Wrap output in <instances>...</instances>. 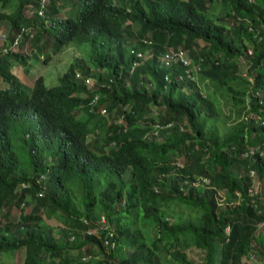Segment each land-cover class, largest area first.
<instances>
[{
  "label": "trees",
  "instance_id": "16d2710c",
  "mask_svg": "<svg viewBox=\"0 0 264 264\" xmlns=\"http://www.w3.org/2000/svg\"><path fill=\"white\" fill-rule=\"evenodd\" d=\"M59 1L0 0V215L20 211L0 217V252L23 250L22 264H79L67 253L76 250L91 254L80 264H112L107 229L86 233L102 213L130 246L122 264H243L251 252L264 262V191L250 174L264 181V0H219L220 18L209 11L217 0ZM76 4L74 19L66 11ZM71 42L87 54L58 84L16 76V65L29 71L31 47L45 64ZM168 48L190 64L164 65ZM94 94L124 121L108 122L97 147L94 113L74 115ZM53 217L61 225L45 220ZM192 247L204 252L195 263Z\"/></svg>",
  "mask_w": 264,
  "mask_h": 264
},
{
  "label": "rangeland",
  "instance_id": "374dc122",
  "mask_svg": "<svg viewBox=\"0 0 264 264\" xmlns=\"http://www.w3.org/2000/svg\"><path fill=\"white\" fill-rule=\"evenodd\" d=\"M72 1L74 2V0H72ZM59 2L63 3L66 6V8H68L70 6V4L68 3L67 0H60ZM64 2H67V3H64ZM13 8L14 7L12 5L8 10L12 11ZM79 8H80L79 5L76 4V6L74 8L68 9L66 11V14H70V16L72 18L77 19ZM226 8H227V6L225 4H222L219 0H217V1L213 2L209 11L212 13L214 18H220L221 16L224 15ZM0 10H1V7H0ZM27 12L31 13V10L28 9ZM7 26H8V23L6 21H3L0 23L1 29H5V28H7ZM137 29H138V25H133V32H131V33L134 36H135L134 31H137ZM127 41H129L128 42L129 44L134 43V39H132L130 37L127 38ZM198 44L201 46L202 41H199ZM168 49H170V48H168ZM81 50H83V53L81 52ZM85 51H86V45H77L74 42H71V43L65 45L57 53H54V51L53 52L50 51L51 52V53L49 52L50 53V59L47 61V63L42 64L41 60L45 56L43 54L41 56H39V53L37 54L36 52H34L33 47H31L30 49L27 50V53L29 54V57H28L29 61L28 62L30 63L29 64L27 62V67H29V71L26 72L24 70L25 66H22V70H18L19 65H16L14 70L16 71V76L18 77V79L20 81H22L23 83H25V86H28L32 82V79L38 75H42L44 77L45 85L53 86V85L58 84L59 77L61 76V74L65 71V69L67 68V66L71 62H73L76 58H78L80 56L83 57L87 54V51H86V53H85ZM163 64H164V62H163ZM238 65H239V71L238 72L241 75H244L246 73L248 63L242 59H239ZM30 76L33 78H31ZM153 112H155V111H153ZM151 114H152V112H151ZM80 115H82V111H80V112L77 111V116H80ZM98 116L100 119H101V117H106L107 119H109L106 115H99L98 114ZM111 116L112 115H110V117ZM153 116H154V113H153ZM114 120H116V119H114ZM96 122H97V120L95 118H93L91 121L92 124H94ZM116 122H118V120H116L114 123H116ZM102 135L103 134H99V135L95 136V134H90L88 137V141H89L90 145L93 147H97L101 143ZM251 175L253 178V186H252L253 190L264 191V181L260 180L257 177V175L254 173ZM47 185H48V182H47ZM78 191H79V198H80L81 197L80 189H78ZM221 195H222V193H221ZM79 198L76 197V200L78 201ZM219 201L223 202V199L220 198ZM19 213H20L19 208L13 207V208L8 209V211L5 213H4V210H2L0 217L2 219V222L8 223L10 221H14L19 216ZM101 215H102V213H100L98 218L95 219L94 221L96 222L98 219H101L102 218ZM45 220L50 221L51 223H53L55 225L56 224L61 225V222L58 221L55 217L50 218V219L45 218ZM88 221H90V219H88ZM114 226H116V225L114 224ZM114 226H112V227L110 226V228L116 234V237L110 241L109 251L111 250V252L113 254V256L111 258V263L112 264H119L121 262V260L126 259V258L129 259L130 246L127 244V241H125V237L123 235L116 233ZM259 232H261L264 235V222L258 226V228L256 230V234H258ZM113 242L115 243V246L112 248L111 244ZM211 244L214 248L213 249L214 250V259L217 261L218 255H219L220 244H218L216 242H212ZM89 248L91 249V247H89ZM84 250H85V245L83 244L82 253L84 252ZM186 252H187L188 256L191 257V259H193V263L200 260L201 256L204 255V252L202 250L197 249L195 247L186 249ZM68 253H70V255L79 257V264L81 263L80 256L82 254H80L76 250H70ZM250 255H251V257L250 256L249 257L244 256L242 258L243 264H256L258 261H261V258L258 256V254L251 252ZM23 259H24V251L23 250H18L15 252H0V264H22ZM54 261L56 262V260H54ZM47 262L51 263V262H53V260L47 259ZM131 262H132V259H131ZM72 264H74V263H72Z\"/></svg>",
  "mask_w": 264,
  "mask_h": 264
},
{
  "label": "clouds",
  "instance_id": "9594fccd",
  "mask_svg": "<svg viewBox=\"0 0 264 264\" xmlns=\"http://www.w3.org/2000/svg\"><path fill=\"white\" fill-rule=\"evenodd\" d=\"M142 42L143 43H148L147 38L142 39ZM131 52H134V49H131ZM140 53H142V52H140ZM142 54L139 57H141ZM76 75H77V77H80L79 72H77ZM85 83L87 84L88 88H90L92 86V79L91 78H86L85 79ZM98 100H99L98 94H94L93 97L91 98V100L88 102V106L89 107H77L75 109V111H74V115H75V117L77 119L83 120V119L87 118L91 112L94 113V116L90 118L89 127L91 128V131H95V132H93L91 134H95V136H96V134L97 135L103 134L102 135V140H101V143H102V141L104 139V135H105L106 130H107V127H108V122H112L113 121V123H114L116 120H118V122H116L114 124H120V123H124V121H123V116H120L118 119L115 117L114 119H116V120H114V119L112 120V118L110 117V115L107 112L106 107L104 105H102V106L101 105H97L98 104ZM77 111L78 112L82 111V115L77 116ZM98 114L99 115H106L109 119H107L106 117H101V119H100ZM93 118H95L97 120V122L94 123V124L91 123ZM154 127H155V125H154ZM154 130L155 129H153V133L156 134L154 132ZM82 221H83V219H82ZM94 227L95 226L90 227V228H94ZM87 255H90L89 258L91 257L90 253H84L82 256H80L81 261H84V262L87 261L89 258L83 259V257H86Z\"/></svg>",
  "mask_w": 264,
  "mask_h": 264
},
{
  "label": "built area",
  "instance_id": "2783aa9c",
  "mask_svg": "<svg viewBox=\"0 0 264 264\" xmlns=\"http://www.w3.org/2000/svg\"><path fill=\"white\" fill-rule=\"evenodd\" d=\"M46 0H42L41 1V8L44 6ZM38 13H42V10H39ZM1 35V34H0ZM142 53L138 52L137 55L140 56ZM162 60L164 62L165 65H170L172 62H179L184 66H187L190 64V58L188 57V55L186 54V51H184L183 49H178V50H173L172 48L168 49L167 51H165V53L162 56ZM262 123H264V121H262ZM155 127H159V125H155ZM154 132L156 133V131L154 130ZM250 154L253 152L252 149H250ZM247 153H245L246 155ZM250 174H253V171L250 172ZM84 223H87L86 219H83ZM107 229V237H105V241L104 244L106 245H110V237H113V231L107 227V222L104 216H102L101 219H98L96 221L95 227L94 228H88L86 230L87 234H95L99 236V232L106 230ZM112 248L115 246V243L113 242L111 244ZM90 255H87L86 257H83V259L89 258ZM122 264V263H119ZM256 264H264V262L262 261H258Z\"/></svg>",
  "mask_w": 264,
  "mask_h": 264
}]
</instances>
